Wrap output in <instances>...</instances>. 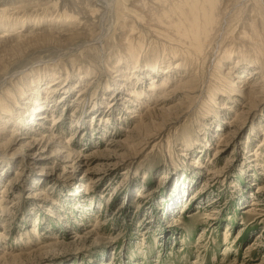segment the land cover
I'll return each instance as SVG.
<instances>
[{
  "label": "rangeland",
  "instance_id": "1",
  "mask_svg": "<svg viewBox=\"0 0 264 264\" xmlns=\"http://www.w3.org/2000/svg\"><path fill=\"white\" fill-rule=\"evenodd\" d=\"M166 1L4 4L0 264H264V0L197 59Z\"/></svg>",
  "mask_w": 264,
  "mask_h": 264
},
{
  "label": "bare ground",
  "instance_id": "2",
  "mask_svg": "<svg viewBox=\"0 0 264 264\" xmlns=\"http://www.w3.org/2000/svg\"><path fill=\"white\" fill-rule=\"evenodd\" d=\"M12 1V2H11ZM9 0L6 1V4H13L17 7L21 6V7H27L29 5H46V3H53V4H57L58 0H26L24 2H20V0ZM112 1V0H111ZM164 1V0H163ZM229 1V0H228ZM244 1V0H243ZM246 1V0H245ZM249 0H247L246 2H248ZM225 2V0H177V2H170V1H166L165 3H168V5L164 4L165 8H162V11H167L164 12L162 15L159 12H155L154 8L152 11V14L155 15V17L157 18L158 21H155L157 23H161L165 30L164 31H168L169 30H173L174 33H170V34H174L173 36L171 35L170 37L178 42V47L185 53L187 54H193L196 55L197 57L195 59H197L200 55L204 54L206 51V48H208L207 46L210 44V41L212 40V34L214 33V30L216 28V26L220 23L219 21L222 19V5ZM227 2V1H226ZM232 2V0H231ZM234 2V1H233ZM253 2V8L251 9L253 11V9L257 10V13L259 11V13H262V10L259 8H262V4L260 0H255L254 1H250ZM4 3V4H5ZM236 3V2H235ZM245 3V2H244ZM242 3V4H244ZM4 4L0 5V16L5 15V9L7 8V6ZM112 4V3H111ZM174 4V5H173ZM228 4V2H227ZM230 4V3H229ZM10 5V4H9ZM226 5V4H224ZM223 5V6H224ZM232 5V3H231ZM234 5V3H233ZM13 6V7H14ZM227 6V5H226ZM224 6V7H226ZM229 6V5H228ZM248 8V5H246ZM262 6V7H261ZM20 7V8H21ZM223 7V8H224ZM246 8V10H247ZM16 9V8H15ZM18 9V8H17ZM24 9V8H21ZM36 9V8H35ZM152 9V8H151ZM245 9V8H244ZM226 10V9H225ZM151 11V10H150ZM149 11V12H150ZM174 11V12H173ZM243 11V10H242ZM244 13V11H243ZM249 13V12H248ZM247 13V14H248ZM255 13V12H254ZM258 13V14H259ZM246 14V15H247ZM172 16V19H164L163 16ZM260 15V14H259ZM245 16V15H244ZM248 16V15H247ZM246 17V16H245ZM261 17V16H260ZM1 18V17H0ZM249 20H251V22L249 23V27L254 28L253 25L256 27L255 24L257 23V17L254 19V17H252V15L246 17ZM262 18H263V23H264V13H262ZM76 19V16H73L71 14H67L65 16V18L61 19L64 22H67L69 24V22L72 23V20L74 21ZM83 19V18H82ZM245 19V18H244ZM259 19V18H258ZM260 20V19H259ZM31 21V20H30ZM76 21V20H75ZM84 21V20H83ZM91 21V20H90ZM89 21V22H90ZM248 21V20H247ZM26 22H28V20H19V21H15V23H11V22H7L8 24H21V29L19 28H15L12 29L13 31H4V33H2L0 35V39L2 38V40H4L3 37H7V39L9 40L8 36H12V35H17L18 33L22 32V28H25ZM80 22V21H79ZM87 22V21H84ZM88 22V23H89ZM76 23V22H75ZM78 23V22H77ZM92 23V22H90ZM89 23V24H90ZM260 23V22H259ZM7 24V25H8ZM88 24V25H89ZM95 25V24H94ZM81 26V25H80ZM90 26V25H89ZM168 26H170L168 28ZM161 27V26H160ZM247 27V26H246ZM85 28V27H84ZM248 28V27H247ZM250 28V29H251ZM259 27H256V29H258ZM85 29H88V27H86ZM161 29V28H160ZM244 30V29H243ZM255 30V29H253ZM259 30V29H258ZM257 30V31H258ZM2 31V32H3ZM128 31V30H127ZM165 32V33H169V32ZM249 31V30H247ZM246 31V32H247ZM256 31V30H255ZM244 32V31H243ZM254 33V32H253ZM251 33L250 35L246 36L247 38H249L251 45L249 46L250 48L254 49V52L258 55V57H262L264 59V46L259 44L257 41L256 35L253 36ZM243 38V37H242ZM245 38V36H244ZM6 40V41H8ZM96 40V39H95ZM1 41V40H0ZM4 42V41H3ZM3 42H0L3 43ZM261 42V41H260ZM247 44V43H246ZM263 44V43H262ZM244 45V44H243ZM189 48H188V47ZM242 46V45H241ZM248 46V45H247ZM243 47V46H242ZM227 49V48H226ZM248 49V48H247ZM205 55V54H204ZM231 55V53H230ZM188 56V55H187ZM179 62H177L176 64L178 65ZM135 66V65H134ZM167 72V71H166ZM239 81V80H236ZM166 83V82H165ZM245 84V83H244ZM162 89V88H161ZM159 89V90H161ZM242 91L245 92V94L248 93V91H245L244 88H240ZM244 89V90H243ZM23 93V92H22ZM159 94H162V92H160ZM161 96V95H160ZM160 98V97H159ZM2 108H5L2 107ZM0 130H4V126H0ZM69 139H66L63 141L64 145H68ZM62 148V147H61ZM62 150V149H61ZM69 152H73L72 149L70 148L68 150ZM71 155V154H70ZM69 154L65 155V157H70ZM74 156V160L73 162H75L76 159H80V162H82L81 158L83 156H80L79 152H74L73 153ZM80 156V157H79ZM77 157V158H76ZM73 159V158H72ZM252 205V204H251ZM97 225V223H96Z\"/></svg>",
  "mask_w": 264,
  "mask_h": 264
}]
</instances>
